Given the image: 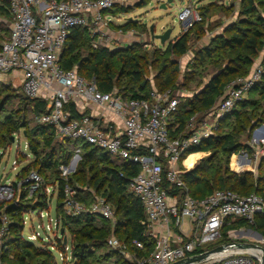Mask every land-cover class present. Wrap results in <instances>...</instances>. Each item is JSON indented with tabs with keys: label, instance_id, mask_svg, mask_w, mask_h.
<instances>
[{
	"label": "built area",
	"instance_id": "built-area-1",
	"mask_svg": "<svg viewBox=\"0 0 264 264\" xmlns=\"http://www.w3.org/2000/svg\"><path fill=\"white\" fill-rule=\"evenodd\" d=\"M131 2L8 0L11 25L8 40L0 44V81L12 76L24 98L45 103L44 112L34 118L37 126L51 127L56 139L78 144L69 164L60 167L65 179L75 172L83 145L106 153L117 163L138 167L136 176L128 180L126 191L142 206L145 216L142 224L153 240L152 250L146 257L136 258L130 249L143 250L142 242L133 240L127 244L115 237L107 240V247L131 264H176L209 251L206 248L220 240L225 225L239 220L253 225L256 216L264 213V201L255 193L239 196L223 190L201 200L192 198L182 180L188 169L185 159H181L214 135L219 121L260 81L263 68L257 60L247 77L238 78L224 88L221 98L201 121L190 119L185 137L170 139L168 126L179 105V93L171 90L159 93L152 88L147 98H125L116 88L103 93L94 80H85L75 68L64 70L60 66L64 46L76 29L86 30L93 48L102 45L114 50L110 46L111 12ZM177 20L182 28L189 29L202 18L190 4L180 10ZM250 139L249 145L255 150L252 162L257 167L264 157V124L251 132ZM25 149L28 151L27 145ZM18 154L21 153H16L13 170L20 164ZM4 155L2 152L0 157ZM24 156V162L30 164L31 154ZM240 156L248 157L243 152ZM242 166L238 162L237 168ZM24 168L16 173L13 182H2L0 177V204L17 203L21 197L36 204L43 196L47 208L27 214L36 212L40 220L49 217L51 203L54 200L56 204L58 198L57 184L47 186L36 171L23 172ZM172 188L178 193L171 194ZM61 209L64 218L90 215L109 221L112 226L116 223L113 209L104 199L94 198L87 205L77 200L76 191L67 185L62 191ZM9 224V216L1 211L0 264H8L2 261L1 253ZM61 224V217L49 218L47 231L62 228ZM22 239L30 243L48 242L40 240L38 233L29 237L22 234ZM257 242L264 249V238ZM263 257L260 250H238L219 259L208 256L200 264H261Z\"/></svg>",
	"mask_w": 264,
	"mask_h": 264
},
{
	"label": "trees",
	"instance_id": "trees-1",
	"mask_svg": "<svg viewBox=\"0 0 264 264\" xmlns=\"http://www.w3.org/2000/svg\"><path fill=\"white\" fill-rule=\"evenodd\" d=\"M198 11L202 21L194 24L176 40L171 41L161 54L158 51L152 53L151 58L145 52L138 50L136 46L115 51L106 48L93 49L90 45L91 39L85 29L73 30L62 51L60 66L64 70L75 68L78 75L85 80H94L96 87L103 93H108L116 88L125 98L140 99L147 98L152 89L145 78V71L149 66V62L153 64L160 62L161 67L159 73L154 77L155 87L153 88L159 93L167 90L175 93L187 90L185 88L186 82H192V79L184 77L180 88L176 87L175 78L178 68L176 64L172 63L170 57L179 58L183 56L188 49L189 34L196 33L199 35L198 29L201 28L204 16L200 10ZM116 12L112 11L111 15ZM241 15L245 17L242 22L243 26L231 25L223 34L211 38L212 48H206L205 51L198 52L196 59H199L200 63L207 62L212 65L214 70H218L211 76L202 90L192 96V99L188 100L180 97L176 113L168 126L170 139L185 137L190 119L196 118L197 113H199L203 116L199 119L196 118V121H201L204 114L213 108L221 98L224 88L238 78L247 77L255 62L260 61L263 68L260 81L248 92L246 98L239 101L233 110L219 121L213 136L200 146L189 150L181 158L184 160L190 154L207 153L214 150L212 158H208L209 160L202 159L195 168L187 171L182 176L190 196L196 200H201L214 191L228 190L239 196L255 193L262 197L264 201V189L259 190L254 187L252 173L237 174L229 171L227 167L229 160L236 153L250 152L249 146L239 143L236 135L247 132L249 136L255 128L264 124V0H244ZM0 19L9 22L11 20L8 13V0H0ZM130 24L131 22H128L124 29L129 28ZM81 48L87 50L85 57L80 54ZM221 57L227 61L224 66L223 64L220 65L219 60ZM122 79H124V82ZM253 92L256 93V97L254 99L247 98ZM26 100L32 105L34 117L44 112V102ZM260 108L262 117L254 118L255 111ZM73 117L78 116L73 115ZM11 122V117L7 118V121L5 118L6 125H11ZM35 127L31 143L27 145L33 161L24 168L23 172H28L31 170V166H35L36 172L44 181H46L45 174H48V172L54 175L53 184H57L58 187L55 216L57 218L58 216L61 217V227L64 231L70 230L72 227H78L75 239H81L73 252L74 257L79 259L76 264H86L87 259L85 257L87 255L84 253L86 252L87 242H89V246L95 248L99 246L108 248L106 242L111 237L127 244H130L133 240L142 242L144 245L143 250H130L136 258L146 257L152 250L153 240L142 224L145 221V216L140 202L126 191L128 180L136 176L138 167L128 163H117L106 153L83 145L80 147L82 152L75 172L70 174L69 178L63 180L59 172L60 167L69 164L78 144L69 140L56 139L54 129L51 127ZM7 130L12 133L10 128H7ZM42 147L48 150L45 149L47 151L43 153ZM203 149L205 150L203 151ZM218 152L225 159L218 158V164L214 166L212 163L213 158ZM200 156L202 155L197 154L190 157L195 161ZM20 158L21 161L26 160L24 155L18 154V161ZM233 162H236L234 157L231 159L230 167L235 169L232 166ZM221 164L226 165L222 172ZM263 165L264 160L262 159L258 169L261 171L260 174L264 181ZM48 183L47 186L53 185ZM66 185L69 188L72 186L71 189L76 191V199L87 205L94 198L104 199L113 209L115 225L112 226L106 220L100 222L97 217L90 215L64 218L61 201L62 191ZM178 191L172 188L170 193L176 194ZM31 203V201H26L21 197L17 203L0 204V214L4 210V213L10 219L8 236L3 245L4 250L1 253L2 261L8 264H31L30 250L33 248L29 242L22 240L23 216L30 211L47 208L43 196L36 204ZM97 222L100 224L97 225ZM243 227L253 228L264 238V213L256 216L253 225H249L243 220L225 225L221 231L220 240L206 249L211 250L217 246L234 243L223 239V237H226L225 232ZM110 251V256H118L125 264H129L118 253ZM9 253L15 255V261L11 262L7 259ZM42 254H44L43 264H53L49 249H46Z\"/></svg>",
	"mask_w": 264,
	"mask_h": 264
},
{
	"label": "rangeland",
	"instance_id": "rangeland-1",
	"mask_svg": "<svg viewBox=\"0 0 264 264\" xmlns=\"http://www.w3.org/2000/svg\"><path fill=\"white\" fill-rule=\"evenodd\" d=\"M243 2L244 0H173L171 3H167V0H132L131 4L124 7H117L113 10V12H117L112 14L113 17L111 16L109 33L113 39V42H110V46L115 49L109 50L115 51L136 46L138 50L145 52L149 57H152V53L155 51H158L161 54L172 40H176L180 35L190 29L182 28L177 18L182 8L187 7L190 4L193 5L200 10L204 16L201 28L198 29L199 35L196 33L189 34L188 49L183 56L179 58L174 56L170 57L172 63L176 64L178 68L175 78V86L180 88L184 77H190L192 79V82H186L185 88H187V90L185 89L183 91L172 93H179L180 97H183V99L190 100L194 94L202 90L203 86L208 83L211 76L218 70H214L212 65L207 62L200 63L199 59H196L198 52L205 51L204 49L206 48H212L210 42L211 38L223 34L224 31L231 25L235 24V26H243L242 22L245 19V17L241 15ZM128 22H131V26L124 29ZM6 27L7 26L5 24L3 26L0 25V42L5 41L8 38L9 30ZM150 27H153L154 36H159L166 30H171L169 41L161 46L157 40L151 38L149 34ZM128 32H133L134 35L132 36ZM90 45L93 48L92 44ZM101 48H103V46L98 45L97 48L93 49L100 50ZM80 54L85 57L87 55V50L85 48H81ZM219 62L220 65L223 64L224 66L227 61L221 57ZM160 67V62H156L155 64L149 62V66L145 71V78L149 82V86L152 88L155 87L154 77L159 73L158 71ZM122 80L124 82V79ZM255 97V92L250 93V95L247 96L249 99H254ZM0 109V155L2 152L5 153L3 157H0V177H2V182L5 180L6 183H10L15 180V175L19 170H22L25 166L27 167L30 165L27 164V162L21 161L20 158V164L16 166L15 170L12 169L13 162L16 161V153H21L23 155L30 154L29 151H26L25 147L31 143L33 131L36 128L35 126H37L34 121L35 114L33 113L32 105L24 99L20 92L18 81L14 80L12 76L6 77L0 81ZM254 115V118H261V108L256 110ZM201 116L203 115L197 113L196 118L199 119ZM10 117L12 118L11 125H6L5 118L7 121V118ZM7 128H10L12 133H9ZM228 130L230 129L228 128ZM236 137L239 143L244 145L247 144L249 146L250 152L243 153L248 156L246 160H248L250 164H248L249 166H242L240 171H236L237 162H233L232 166L235 168L237 174H241L243 172L252 173L254 187L259 190L264 189L263 177L260 174L261 171L258 169L259 165L256 167L254 162H252V160L254 161L252 155L255 150H253L249 145L251 143L250 135L248 136L247 132H244L236 135ZM45 149L47 148L42 147L41 150L43 153L48 150ZM204 150L205 149H203V151ZM213 151H208L203 157L199 159L197 158L195 162L189 156L185 159L184 165L192 170L201 162L202 159L209 160L208 158H212V155L214 154ZM81 152L82 149L80 150V155ZM240 154L241 152L236 153L234 158H237ZM218 158H221V160L225 159L224 156H220L219 152L216 153L212 162L214 166L218 164ZM244 158L245 156L242 160ZM29 160V163H31L33 161V157ZM113 160L117 161L115 159ZM230 162L231 159L229 160L227 167L229 168V171L234 172V170H231L230 168ZM220 166L222 172L226 165L221 164ZM31 170L36 171L35 166H31ZM59 172L63 180L70 177V174H67L65 179V177L62 176V172ZM53 176L54 175L50 172L45 174V184H47V182H49L48 184H53ZM7 177H10L8 181L6 180ZM74 186L76 187V185ZM71 187L72 186H70V188ZM54 217V200L49 208V217L43 216L40 220L36 212L31 215L26 214L24 216V220L26 221L22 232L24 237H29L38 233L40 240L46 241L48 239L47 243L29 242L33 248L30 250V255L32 257V261L30 262L31 264H41L44 259V254H42V252L44 253L46 249H49L52 254L53 264H76V262L79 261V259L73 255L76 246L81 242V239H75L78 227H72L70 230L64 231L63 228L58 226L56 230L52 229L51 232H49L47 231L49 218L52 220ZM98 221L104 222L105 220L98 218ZM99 224L100 223L97 222V225ZM243 228L244 229H236V233L233 234L230 233L231 231H226V237H223V239L230 242L257 245V241L252 242L251 240L258 239L257 236L253 234V232L256 231H254L253 228ZM61 231L62 235L60 234ZM256 233L260 235L258 232ZM64 238H66L65 245L63 244ZM88 244L89 242H87L85 249L86 252L84 253L87 255V257H85L87 259L86 264H125L120 258H118V256H110L111 251L105 246L95 248L93 246H89ZM225 256L226 255L219 256L214 259H219ZM7 259L13 262L16 257L14 254L9 253Z\"/></svg>",
	"mask_w": 264,
	"mask_h": 264
},
{
	"label": "water",
	"instance_id": "water-1",
	"mask_svg": "<svg viewBox=\"0 0 264 264\" xmlns=\"http://www.w3.org/2000/svg\"><path fill=\"white\" fill-rule=\"evenodd\" d=\"M172 1L173 0H167V3H171ZM149 34H150L152 39L157 40L160 43V45L163 46L166 42L169 41V38L171 35V30H166L163 34H161L159 36H154L153 27H150ZM72 170H74V168H71V171ZM60 234L62 235V231L60 232ZM253 234H255L259 239L261 238L260 235H258L257 233H253ZM63 244L64 245L66 244V238H64ZM249 249L260 250L264 254V249L261 248L260 246L256 245V244L230 243L227 245L217 246V247H215V248H213L207 252H204V253L196 255V256H192V257L187 258L183 261H180L176 264H200L206 259V257L212 256V255H217V254L219 255L221 253H225L227 250L245 251V250H249ZM261 264H264V257L261 260Z\"/></svg>",
	"mask_w": 264,
	"mask_h": 264
},
{
	"label": "crops",
	"instance_id": "crops-1",
	"mask_svg": "<svg viewBox=\"0 0 264 264\" xmlns=\"http://www.w3.org/2000/svg\"><path fill=\"white\" fill-rule=\"evenodd\" d=\"M110 16H112V15H110ZM113 17V16H112ZM6 25L7 27L6 28H8V30H9V34H10V25H11V23L9 22V21H6V20H4V19H0V25ZM9 34H8V37H9ZM8 40V38L5 40V41H7ZM5 41H2V42H0V44H2L3 42H5ZM173 41V40H172ZM202 155V156H200L199 158H201V157H203L204 155H205V153H193V154H190V155H188L187 157H189V156H191V155ZM234 157V155L231 157V159ZM244 156H238L237 158H236V162H237V167H238V162H240V164H243V166H249L248 164H250V162H248V160H246V158H244L243 160H242V158H243ZM198 158V159H199ZM195 162V161H194ZM244 164H246V165H244ZM231 168V167H230ZM188 169V171L190 170V168H187ZM238 169V168H237ZM250 169V168H249ZM231 170H234V172H236V171H240V168L238 169V170H236L235 171V169H232L231 168ZM241 229V228H240ZM242 229H244V228H242ZM230 233H236L235 232V230H233V231H231ZM253 233H256V232H253ZM261 237V236H260ZM258 238V237H257ZM262 238V237H261ZM260 238V239H261ZM259 238L257 239V240H253V239H251L252 240V242H254V241H258V240H260ZM234 243H240V242H234Z\"/></svg>",
	"mask_w": 264,
	"mask_h": 264
},
{
	"label": "bare ground",
	"instance_id": "bare-ground-1",
	"mask_svg": "<svg viewBox=\"0 0 264 264\" xmlns=\"http://www.w3.org/2000/svg\"><path fill=\"white\" fill-rule=\"evenodd\" d=\"M232 252H235L234 250H227L225 253H221V254H219V255H212L211 256V258L210 259H214V258H216V257H219V256H224V255H228V254H230V253H232Z\"/></svg>",
	"mask_w": 264,
	"mask_h": 264
}]
</instances>
